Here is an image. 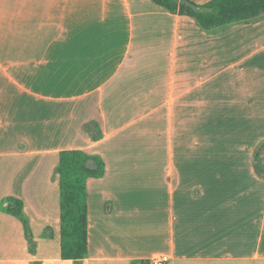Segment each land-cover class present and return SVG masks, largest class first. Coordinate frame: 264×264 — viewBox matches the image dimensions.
I'll return each mask as SVG.
<instances>
[{
  "label": "crops",
  "instance_id": "crops-1",
  "mask_svg": "<svg viewBox=\"0 0 264 264\" xmlns=\"http://www.w3.org/2000/svg\"><path fill=\"white\" fill-rule=\"evenodd\" d=\"M261 145L264 15L207 32L151 0H0V204L33 243L0 208V264H264ZM68 150L105 166L79 263L60 258Z\"/></svg>",
  "mask_w": 264,
  "mask_h": 264
},
{
  "label": "trees",
  "instance_id": "trees-1",
  "mask_svg": "<svg viewBox=\"0 0 264 264\" xmlns=\"http://www.w3.org/2000/svg\"><path fill=\"white\" fill-rule=\"evenodd\" d=\"M171 14L186 16L204 31L212 32L231 24L255 20L264 15V0H210L198 5L191 0H151ZM264 145L255 155L256 171L264 177L262 157ZM105 166L95 155L78 150L59 153L56 174L59 184L60 258L64 261L81 262L88 253V222L86 181L103 176ZM0 208L6 214L18 218L29 235L28 222L23 215V204L15 198H6Z\"/></svg>",
  "mask_w": 264,
  "mask_h": 264
},
{
  "label": "built area",
  "instance_id": "built-area-1",
  "mask_svg": "<svg viewBox=\"0 0 264 264\" xmlns=\"http://www.w3.org/2000/svg\"><path fill=\"white\" fill-rule=\"evenodd\" d=\"M170 258L167 255L153 256L148 260V264H168Z\"/></svg>",
  "mask_w": 264,
  "mask_h": 264
},
{
  "label": "water",
  "instance_id": "water-1",
  "mask_svg": "<svg viewBox=\"0 0 264 264\" xmlns=\"http://www.w3.org/2000/svg\"><path fill=\"white\" fill-rule=\"evenodd\" d=\"M261 168H264V165H262Z\"/></svg>",
  "mask_w": 264,
  "mask_h": 264
}]
</instances>
